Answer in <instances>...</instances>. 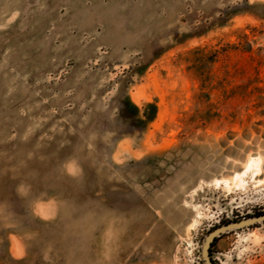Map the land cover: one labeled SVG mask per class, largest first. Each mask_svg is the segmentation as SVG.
<instances>
[{
    "label": "rangeland",
    "instance_id": "rangeland-1",
    "mask_svg": "<svg viewBox=\"0 0 264 264\" xmlns=\"http://www.w3.org/2000/svg\"><path fill=\"white\" fill-rule=\"evenodd\" d=\"M263 215L264 0H0V264H206Z\"/></svg>",
    "mask_w": 264,
    "mask_h": 264
},
{
    "label": "water",
    "instance_id": "water-1",
    "mask_svg": "<svg viewBox=\"0 0 264 264\" xmlns=\"http://www.w3.org/2000/svg\"><path fill=\"white\" fill-rule=\"evenodd\" d=\"M262 222H264V215L260 216V217H255V218H251L248 220H244L242 222H237V223H233L230 225H226V226H223V227L216 229L214 232H212L210 234V236L208 237V239L204 245V248H203L204 262L206 264H213V262L210 258V248H211L212 242L216 238H219L221 235L232 232L234 230H240L243 228L251 227L253 225H256V224L262 223Z\"/></svg>",
    "mask_w": 264,
    "mask_h": 264
},
{
    "label": "bare ground",
    "instance_id": "bare-ground-1",
    "mask_svg": "<svg viewBox=\"0 0 264 264\" xmlns=\"http://www.w3.org/2000/svg\"><path fill=\"white\" fill-rule=\"evenodd\" d=\"M261 162L258 160V161H256V160H253V159H251L250 161H249V163L247 164V166H246V169H245V173L244 174H242V175H240V174H238L237 175V179H240L241 180V182L242 183H244V176L248 173V171H250L252 168H254V167H258V165L260 164ZM261 171V170H260ZM246 183V182H245Z\"/></svg>",
    "mask_w": 264,
    "mask_h": 264
}]
</instances>
